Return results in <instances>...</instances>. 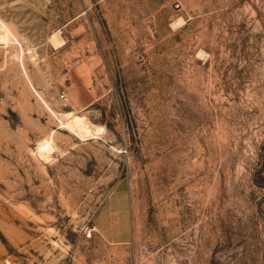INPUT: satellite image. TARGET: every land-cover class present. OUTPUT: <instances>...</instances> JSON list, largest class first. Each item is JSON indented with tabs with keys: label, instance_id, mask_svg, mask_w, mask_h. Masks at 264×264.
<instances>
[{
	"label": "rangeland",
	"instance_id": "obj_1",
	"mask_svg": "<svg viewBox=\"0 0 264 264\" xmlns=\"http://www.w3.org/2000/svg\"><path fill=\"white\" fill-rule=\"evenodd\" d=\"M0 264H264V0H0Z\"/></svg>",
	"mask_w": 264,
	"mask_h": 264
},
{
	"label": "bare ground",
	"instance_id": "obj_2",
	"mask_svg": "<svg viewBox=\"0 0 264 264\" xmlns=\"http://www.w3.org/2000/svg\"><path fill=\"white\" fill-rule=\"evenodd\" d=\"M63 116L67 119V123L69 126L76 131H80L82 134H97L98 133V128L96 126H92L88 123L84 118L85 116H79V115H74L70 112L64 113ZM89 121V120H88ZM100 129V128H99ZM100 132V131H99ZM52 141V139H51ZM40 155H43L44 153L48 154V151L51 149V143L48 140H44L40 142L39 146L37 147ZM45 154V155H46Z\"/></svg>",
	"mask_w": 264,
	"mask_h": 264
},
{
	"label": "built area",
	"instance_id": "obj_3",
	"mask_svg": "<svg viewBox=\"0 0 264 264\" xmlns=\"http://www.w3.org/2000/svg\"><path fill=\"white\" fill-rule=\"evenodd\" d=\"M60 98H65V95L61 93Z\"/></svg>",
	"mask_w": 264,
	"mask_h": 264
}]
</instances>
